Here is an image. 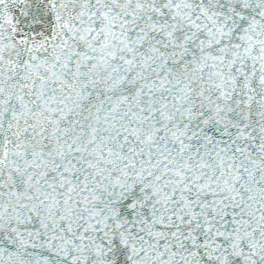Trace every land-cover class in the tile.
Listing matches in <instances>:
<instances>
[{
    "label": "snow or ice",
    "instance_id": "obj_1",
    "mask_svg": "<svg viewBox=\"0 0 264 264\" xmlns=\"http://www.w3.org/2000/svg\"><path fill=\"white\" fill-rule=\"evenodd\" d=\"M0 264H264V0H0Z\"/></svg>",
    "mask_w": 264,
    "mask_h": 264
}]
</instances>
